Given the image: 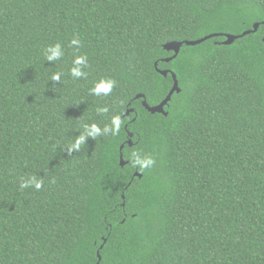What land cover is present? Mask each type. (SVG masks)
I'll list each match as a JSON object with an SVG mask.
<instances>
[{
    "label": "trees",
    "instance_id": "1",
    "mask_svg": "<svg viewBox=\"0 0 264 264\" xmlns=\"http://www.w3.org/2000/svg\"><path fill=\"white\" fill-rule=\"evenodd\" d=\"M255 22L163 60L167 42ZM263 36L264 0H0V264H264ZM56 43L64 55L45 59ZM155 62L180 87L166 115L135 98L169 92ZM107 78L110 94H90ZM116 114L117 135L69 152ZM33 174L43 187L21 189Z\"/></svg>",
    "mask_w": 264,
    "mask_h": 264
},
{
    "label": "clouds",
    "instance_id": "2",
    "mask_svg": "<svg viewBox=\"0 0 264 264\" xmlns=\"http://www.w3.org/2000/svg\"><path fill=\"white\" fill-rule=\"evenodd\" d=\"M81 40L78 37H73L70 40V45L76 49L81 46ZM44 57L48 60H56L59 57L64 55V51L60 43L54 45H48L44 49ZM87 56L77 55L73 60V66L70 69V74L73 78L77 76H86V73L81 70V66H87ZM62 73L57 72L53 73L51 78L54 80H60ZM117 81L112 78L101 79L95 83V85L90 89V94L95 96L105 95L107 96L116 86ZM100 113H107L109 109L107 107H101L98 109ZM122 119L120 114L113 115L110 119V124H106L101 128L96 123H85L82 125V131H79V135L75 136L74 140L70 142L67 146L69 152L78 151L82 145L85 144V141L88 137L96 139L98 136L107 135L111 133L113 136L117 135L120 132L122 126ZM156 160L150 155L142 154L139 151H133L131 153L130 164L132 167L136 168L141 173L146 169H151L154 167ZM55 182L54 180L52 181ZM43 179L39 178L36 175L28 176L27 178L21 179L20 188H29L34 187L36 190H40L43 187Z\"/></svg>",
    "mask_w": 264,
    "mask_h": 264
},
{
    "label": "water",
    "instance_id": "3",
    "mask_svg": "<svg viewBox=\"0 0 264 264\" xmlns=\"http://www.w3.org/2000/svg\"><path fill=\"white\" fill-rule=\"evenodd\" d=\"M259 26V23L258 22H255L253 24V27L252 29L250 30H244L242 33L240 34H237V35H234V34H230V33H211V34H207L201 38H198V39H194V40H183V41H170V42H167L165 44H163V47L166 49V50H172L173 51V55L172 56H168V57H165L163 58L164 61H169L171 60L173 57L176 56V54L179 52L182 44H187V45H195V44H198L200 42H202L203 40L209 38V37H212V36H215V35H223L225 37V39L223 41H221L220 43H224V44H228V43H231L234 39H236L237 37L239 36H243L251 31H256L257 28ZM263 40H264V36H263ZM157 66V62H155V67ZM157 71L159 73H161L162 75L166 76L168 73L171 74L172 76V80H173V83H172V86L169 90V92L167 93V95L165 96V98H163L159 103L155 104V105H149L146 100L144 99V94L142 93H138L135 95V98H138V97H142V101L141 103L143 104V106L148 110L150 111L151 113H155V112H159V113H163V114H167V112L164 110V107L165 105H167L168 101L170 100L172 94L174 92H179L180 91V87H179V84H178V80L176 78V75L174 72H172L170 69H159L157 68ZM133 109H129L125 112V115H128L130 111H132ZM131 135V133H130ZM128 143L131 144V141L128 140ZM123 147V144L120 146V150L122 149ZM119 161H120V164L123 165L124 163H126V161H124L123 159V154L120 153V156H119ZM140 176V174H139ZM105 241V239H104ZM102 247V246H101ZM98 257L100 258V255L98 254Z\"/></svg>",
    "mask_w": 264,
    "mask_h": 264
}]
</instances>
